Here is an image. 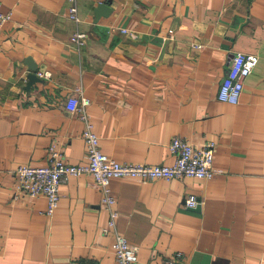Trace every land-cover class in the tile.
<instances>
[{"label":"crops","instance_id":"0c3cea01","mask_svg":"<svg viewBox=\"0 0 264 264\" xmlns=\"http://www.w3.org/2000/svg\"><path fill=\"white\" fill-rule=\"evenodd\" d=\"M0 2L12 12L0 30V264H117L92 177L62 183L53 215L45 197L16 194L18 167L47 165L51 146L87 162L85 122L67 104L84 97L118 161L172 164L174 136L216 143L211 179L111 180L135 264L175 252L187 264H264V0H77V21L69 0ZM76 31L88 35L80 49ZM238 52L260 59L232 104L218 92ZM192 194L201 203L189 208Z\"/></svg>","mask_w":264,"mask_h":264},{"label":"built area","instance_id":"2783aa9c","mask_svg":"<svg viewBox=\"0 0 264 264\" xmlns=\"http://www.w3.org/2000/svg\"><path fill=\"white\" fill-rule=\"evenodd\" d=\"M69 16L78 20L77 0H69ZM12 19L11 11H4L0 2V30ZM88 35L76 31L71 41L78 49L85 44ZM259 56L244 52L236 53L230 62L228 72L224 77L218 92V98L223 102L238 104L241 100L246 78L254 71L259 63ZM45 76L47 73H39ZM68 106L79 114L85 122L83 137L87 148V162L83 164H70L63 160L62 152L55 146L50 147V161L45 166L24 164L17 169L16 194L27 197H45L47 199L48 215H53L60 201V185L71 176L88 175L93 178L102 191V204L109 211V226L114 231L112 245L117 264H135L138 261L136 250L129 244L128 239L116 229L118 211L115 208L117 199L111 189V180L119 177H133L146 183L164 179L171 181L193 177L211 179L215 175L213 167L216 143L209 141L203 146H197L189 140L174 136L169 144L175 160L172 164H147L135 162H121L103 152L100 147V137L94 132V125L90 120L87 107L91 100L70 98ZM201 201L195 195L185 198L189 208L198 206ZM108 231V229H106ZM69 264H88L71 260ZM165 264H187L186 257L181 252L168 256Z\"/></svg>","mask_w":264,"mask_h":264},{"label":"water","instance_id":"95a60500","mask_svg":"<svg viewBox=\"0 0 264 264\" xmlns=\"http://www.w3.org/2000/svg\"><path fill=\"white\" fill-rule=\"evenodd\" d=\"M105 5L104 4H100V8L102 7H104ZM31 69H32V72L29 74V79H30V82L33 80V79H35V77L37 76V73L35 72V68L34 67H31Z\"/></svg>","mask_w":264,"mask_h":264}]
</instances>
